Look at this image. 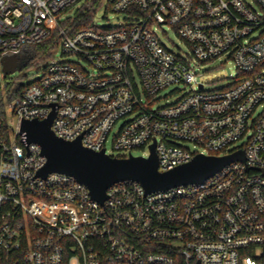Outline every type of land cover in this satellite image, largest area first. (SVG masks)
I'll use <instances>...</instances> for the list:
<instances>
[{
  "label": "built area",
  "instance_id": "obj_1",
  "mask_svg": "<svg viewBox=\"0 0 264 264\" xmlns=\"http://www.w3.org/2000/svg\"><path fill=\"white\" fill-rule=\"evenodd\" d=\"M80 1L0 0V61L47 40L73 57L12 82L22 88L6 134L0 121V264H264V0H110L123 23L70 33L61 16ZM166 25L185 49L162 41ZM223 56L238 75L206 89L202 67ZM180 84L190 89L161 105ZM53 111L57 136L111 156L148 157L155 143L161 171L199 153L246 160L165 191L120 181L101 202L71 175H38L46 158L20 125Z\"/></svg>",
  "mask_w": 264,
  "mask_h": 264
},
{
  "label": "water",
  "instance_id": "obj_2",
  "mask_svg": "<svg viewBox=\"0 0 264 264\" xmlns=\"http://www.w3.org/2000/svg\"><path fill=\"white\" fill-rule=\"evenodd\" d=\"M18 60L17 56H4L1 59L5 76L22 68L23 64ZM55 115L53 111L42 120L21 121L20 133L25 135L27 144H39L41 154L46 158L38 175L46 177L52 172L71 175L86 184L92 198L101 202L107 198V189L120 181H138L148 193L165 191L203 181L234 161L246 160L244 150L221 156L199 153L189 162L161 171L155 143L151 145L148 157L134 154L111 156L105 150L96 151L84 146L81 137L66 140L57 136L52 129Z\"/></svg>",
  "mask_w": 264,
  "mask_h": 264
},
{
  "label": "rangeland",
  "instance_id": "obj_3",
  "mask_svg": "<svg viewBox=\"0 0 264 264\" xmlns=\"http://www.w3.org/2000/svg\"><path fill=\"white\" fill-rule=\"evenodd\" d=\"M109 1L110 0H100V4L97 7L96 13L93 19L95 23L98 25H118L123 23L127 17V13H114L110 11L109 8ZM85 0L78 2L75 6L71 9L64 12L61 16L62 19H69L75 18L76 13L79 9L83 6ZM166 29L167 35L162 32V28L157 26V32L162 37V41L170 48L176 49L179 46L182 49H185V45L181 38L176 34V32L169 28L167 25L164 27ZM62 49L60 46L52 47L50 50V57L43 63L39 64H31L25 68L17 69L14 73L10 74L8 77L4 76L2 63L0 61V94L5 92V87L9 82H16L17 84L27 85L34 81V79L40 77L43 72L45 65L47 62L52 59H73L71 56H67L62 53ZM238 69L236 68V64L234 60L223 56L221 59H216L215 61H211L206 63L199 75V80L205 83L206 89H219L225 86H228L233 79L231 76L238 75ZM190 86L180 84V85H171L165 88L162 91V98H160L159 103L163 104H170L178 99H180L188 90ZM8 122L12 125L15 124L16 120L13 116H9ZM244 143V140L239 141V144ZM192 147V145H190ZM138 151H134V155H138Z\"/></svg>",
  "mask_w": 264,
  "mask_h": 264
},
{
  "label": "trees",
  "instance_id": "obj_4",
  "mask_svg": "<svg viewBox=\"0 0 264 264\" xmlns=\"http://www.w3.org/2000/svg\"><path fill=\"white\" fill-rule=\"evenodd\" d=\"M100 0H85V3L81 7V9L78 10V12L75 15V18H69L67 20H64L63 24L65 27L69 29L70 33H75L79 30L85 29L90 27L91 23L93 22L94 15L96 13L97 7L100 4ZM53 42L51 40H47L42 42L41 44H38L36 46H31L28 48V56L27 60L22 62L23 66L22 68L27 67L31 64H39L43 63L50 57V50H51V44ZM8 77V76H6ZM6 92H7V99H2L3 93L0 94V121L3 123V130L5 134L8 132V123L6 122V114H5V106L6 103H9L15 96L16 92H19L22 88V85H15L7 83L6 85ZM16 264H24L23 261H20ZM177 264H184V262L180 259L177 261Z\"/></svg>",
  "mask_w": 264,
  "mask_h": 264
},
{
  "label": "flooded vegetation",
  "instance_id": "obj_5",
  "mask_svg": "<svg viewBox=\"0 0 264 264\" xmlns=\"http://www.w3.org/2000/svg\"><path fill=\"white\" fill-rule=\"evenodd\" d=\"M18 59H19L18 61L21 63L27 60L25 57H18Z\"/></svg>",
  "mask_w": 264,
  "mask_h": 264
}]
</instances>
